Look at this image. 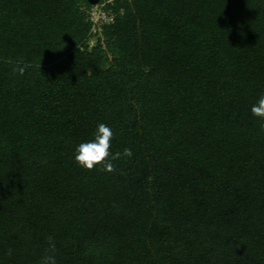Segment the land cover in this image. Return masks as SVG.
I'll return each mask as SVG.
<instances>
[{
  "label": "trees",
  "instance_id": "16d2710c",
  "mask_svg": "<svg viewBox=\"0 0 264 264\" xmlns=\"http://www.w3.org/2000/svg\"><path fill=\"white\" fill-rule=\"evenodd\" d=\"M88 6L0 0V264H264V0Z\"/></svg>",
  "mask_w": 264,
  "mask_h": 264
},
{
  "label": "clouds",
  "instance_id": "9594fccd",
  "mask_svg": "<svg viewBox=\"0 0 264 264\" xmlns=\"http://www.w3.org/2000/svg\"><path fill=\"white\" fill-rule=\"evenodd\" d=\"M28 67L29 65L26 63L17 62L13 71L23 75ZM251 113L264 120V95L259 97L256 104L252 105ZM113 137V130L109 126L104 123L99 124L95 131L94 139L82 142L76 147V163L89 171L99 167L106 172H116L117 169L113 162L125 157L131 158L133 153L129 148H124L123 152H113L111 150ZM42 264H56L55 257L53 255H46L42 260Z\"/></svg>",
  "mask_w": 264,
  "mask_h": 264
},
{
  "label": "built area",
  "instance_id": "2783aa9c",
  "mask_svg": "<svg viewBox=\"0 0 264 264\" xmlns=\"http://www.w3.org/2000/svg\"><path fill=\"white\" fill-rule=\"evenodd\" d=\"M115 0H98L95 4L84 8L86 18L90 21V28L87 34V40L95 41L96 37L103 44L102 25L112 23L114 20L113 12L107 5H111ZM91 42V43H92Z\"/></svg>",
  "mask_w": 264,
  "mask_h": 264
},
{
  "label": "water",
  "instance_id": "95a60500",
  "mask_svg": "<svg viewBox=\"0 0 264 264\" xmlns=\"http://www.w3.org/2000/svg\"><path fill=\"white\" fill-rule=\"evenodd\" d=\"M89 4H95L98 0H86Z\"/></svg>",
  "mask_w": 264,
  "mask_h": 264
},
{
  "label": "rangeland",
  "instance_id": "374dc122",
  "mask_svg": "<svg viewBox=\"0 0 264 264\" xmlns=\"http://www.w3.org/2000/svg\"><path fill=\"white\" fill-rule=\"evenodd\" d=\"M93 40L90 41V43L92 42Z\"/></svg>",
  "mask_w": 264,
  "mask_h": 264
}]
</instances>
